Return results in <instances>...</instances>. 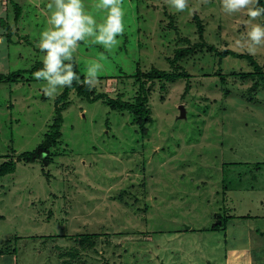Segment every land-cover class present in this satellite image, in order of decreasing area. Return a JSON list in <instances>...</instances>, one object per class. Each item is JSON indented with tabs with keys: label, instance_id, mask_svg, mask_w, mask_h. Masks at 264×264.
Wrapping results in <instances>:
<instances>
[{
	"label": "rangeland",
	"instance_id": "374dc122",
	"mask_svg": "<svg viewBox=\"0 0 264 264\" xmlns=\"http://www.w3.org/2000/svg\"><path fill=\"white\" fill-rule=\"evenodd\" d=\"M51 2L0 0V77L42 62L38 42L51 27ZM83 2L102 22L98 0ZM122 7L118 46L86 40L74 53L83 75L92 61L103 65L94 96L133 102L138 65L170 72L177 50L206 43L180 63L192 75L190 93L184 97V79L150 84L153 123L144 136L132 115L71 90L58 106L63 138L52 164L19 162L0 178V242L17 247L19 264H65L76 250L82 259L73 264H225L227 240L250 245L255 264H264L263 245L251 238L264 231V89L249 93L256 83L242 77L254 72L249 60L208 52L249 55L264 69V43L247 39L264 16L227 13L221 0H186L183 11L169 0H122ZM45 85L29 74L0 84V161L36 150L49 133L65 87L49 97ZM224 216L235 223L207 231ZM87 233L109 236L83 252L74 236ZM17 234L25 236L18 243Z\"/></svg>",
	"mask_w": 264,
	"mask_h": 264
},
{
	"label": "clouds",
	"instance_id": "9594fccd",
	"mask_svg": "<svg viewBox=\"0 0 264 264\" xmlns=\"http://www.w3.org/2000/svg\"><path fill=\"white\" fill-rule=\"evenodd\" d=\"M172 7L183 11L186 0H169ZM222 8L227 13L245 11L253 19L264 16V7L256 6L259 0H221ZM50 16L47 27L40 33L38 48L42 53L43 68L33 73L37 80L46 81L43 92L52 97L58 89L71 87L73 81H80V76L74 71V53L79 42L90 40L93 44L102 45L106 50H112L120 41L117 37L125 31V11L122 0H98L96 8L106 14L102 22L87 11L83 0H52L47 5ZM247 39L254 45L264 43V25L253 24L247 32ZM240 43V41H237ZM101 60L106 59L103 55ZM103 65L92 61L86 68L82 83L95 86L100 83Z\"/></svg>",
	"mask_w": 264,
	"mask_h": 264
},
{
	"label": "trees",
	"instance_id": "16d2710c",
	"mask_svg": "<svg viewBox=\"0 0 264 264\" xmlns=\"http://www.w3.org/2000/svg\"><path fill=\"white\" fill-rule=\"evenodd\" d=\"M259 7H264V0H260L259 4L256 5ZM15 9L17 10L18 17L21 16L22 10L19 6L15 5ZM196 19H198L196 17ZM0 24L4 25L3 21H0ZM6 28L8 26L5 24ZM200 36L203 38L204 34V26L201 24L198 25ZM8 30H10L8 28ZM195 48H206V43H202L200 45H197ZM191 48H184L179 49L176 51V55L173 58V60L169 61L171 68H175L173 71H163L156 67H153L150 72L144 73L142 69H140L139 65L137 67L136 74L133 76V79L135 80V84L138 87V93L136 98L132 101H124L120 98L118 99H112L108 95H97L94 96V92L92 91V86H88L82 81L85 78V75H83L77 65V61L74 58V71L78 73L80 76V81H73V84L71 87H65L64 93L58 98L57 100V109H56V119L53 123V125L50 127V131L48 134L45 135V139L39 147L32 151L23 153L18 156V158L15 159V155L11 157H6L7 159H3L0 161V178L5 177L9 174H14L17 169V164L19 162H24L26 164H35L38 162H42L44 166H50L53 162V156H52V150L56 148L59 145V142L63 138L62 133V125L64 122L63 118V110L61 107H58L59 104H61L63 101H65L70 93L71 90L75 91L80 97L87 98L90 102H98L100 100L105 101L108 106L114 110V111H120L122 113L127 112L128 114L132 115L134 119L136 120L137 124L140 126L141 131L144 136H146L149 133V126L153 123L152 118V109L150 107V95H151V85L152 83L160 82V83H176L178 80H186V88L184 92V97L187 96L191 91V79L192 75H190L185 68L180 64L183 61L189 60L192 55H194L197 51ZM203 50V49H202ZM208 52L215 53L217 56H219L222 59L227 58L228 56H233L238 59H247L249 60L251 66L254 69L253 73H249L247 75H243V80H256V83L254 86L250 89L251 94H254V92L261 88L264 89V69L262 66H260L257 61L249 55H239L234 52L230 51H224L222 53L218 52V49L214 46L209 47ZM43 68V63L39 62L37 63L34 68H32L29 71H20L17 73H12L10 75H2L0 77V84H2L5 81L9 82H16L19 77L23 75H31L34 76L33 73ZM208 76V75H207ZM227 77H222V81L225 82ZM226 94H229V91L226 90ZM120 198L122 196H126V191H121ZM251 218V217H250ZM220 223L213 224L207 231L216 232L221 229H225L228 225V223L231 220L230 216H224L219 217ZM261 236H264V231H258ZM109 236L106 233H87V234H78L74 236V239H77L80 241V244L82 245V251L86 252L88 250H95L99 240L106 236ZM18 239V238H17ZM94 253H97L95 251ZM69 256L71 259L67 260L65 264H73V260L82 259V257L79 254V250H76V252H69Z\"/></svg>",
	"mask_w": 264,
	"mask_h": 264
},
{
	"label": "crops",
	"instance_id": "0c3cea01",
	"mask_svg": "<svg viewBox=\"0 0 264 264\" xmlns=\"http://www.w3.org/2000/svg\"><path fill=\"white\" fill-rule=\"evenodd\" d=\"M0 218L2 219H6V217H4L3 215L0 214ZM220 223V222H219ZM235 221L230 220V222L228 223V225L234 224ZM253 231V230H250ZM211 232V231H208ZM226 232V231H225ZM253 234L254 237H253ZM251 233V238L252 241H255L254 243H258L260 246L263 245L264 246V236H259V232L256 231L255 233L252 232ZM227 233H226V237H227ZM18 237V239H17ZM22 237H25L22 234H17V236H15V240L16 243L20 242L22 239ZM235 237V234H232L231 241H233ZM228 239V237H227ZM226 241V250H225V256H224V261L225 264H255V258H254V249L250 246V245H245V246H234L233 243H229L227 240ZM10 242L7 245H4L0 242V264H19L18 263V258H17V247H12V242L11 241H7V243ZM261 242V243H260ZM232 245V246H231ZM262 246V248H264ZM256 246H254L255 248ZM172 254L175 253V249L170 251Z\"/></svg>",
	"mask_w": 264,
	"mask_h": 264
},
{
	"label": "water",
	"instance_id": "95a60500",
	"mask_svg": "<svg viewBox=\"0 0 264 264\" xmlns=\"http://www.w3.org/2000/svg\"><path fill=\"white\" fill-rule=\"evenodd\" d=\"M181 112H182V118H186V110L183 106L181 107Z\"/></svg>",
	"mask_w": 264,
	"mask_h": 264
}]
</instances>
